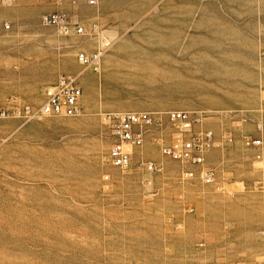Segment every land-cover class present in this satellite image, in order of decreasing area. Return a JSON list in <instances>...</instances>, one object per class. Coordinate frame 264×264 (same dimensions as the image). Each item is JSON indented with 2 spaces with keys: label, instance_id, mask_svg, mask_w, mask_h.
<instances>
[{
  "label": "rangeland",
  "instance_id": "374dc122",
  "mask_svg": "<svg viewBox=\"0 0 264 264\" xmlns=\"http://www.w3.org/2000/svg\"><path fill=\"white\" fill-rule=\"evenodd\" d=\"M63 74L82 114L31 117ZM0 109V264H264V0H0ZM174 109L214 132V183L162 154ZM128 111L161 125L120 169L104 116Z\"/></svg>",
  "mask_w": 264,
  "mask_h": 264
},
{
  "label": "built area",
  "instance_id": "2783aa9c",
  "mask_svg": "<svg viewBox=\"0 0 264 264\" xmlns=\"http://www.w3.org/2000/svg\"><path fill=\"white\" fill-rule=\"evenodd\" d=\"M89 3L95 5L98 0H89ZM43 22L46 25L55 26L66 35L85 33L83 26H73L63 14L45 16ZM109 44V40L105 41L91 54L84 51L79 52L77 54L78 62L99 73L104 48ZM82 96L83 91L79 85L78 77L73 74H63L55 83L45 88L43 103L39 109L32 112L31 117L40 114L46 116H79L83 112ZM26 112L30 113L31 110L27 108ZM166 115L175 131V136L171 143L161 145L162 154L184 165L186 176L198 177L207 184L214 183L215 170L204 166L205 154L214 142V132L210 128L196 126L201 124L202 115L195 112L174 109L166 112ZM9 116L10 112L0 109V118H8ZM104 120L108 124L113 138L107 159L113 166L120 169H128L131 166L135 148L142 147L148 132L161 125L160 121L152 117L148 111L107 112ZM243 143L247 147L258 149L256 157L262 156L261 138L254 139L247 136L243 139ZM187 166L198 167V169L187 168ZM146 168L151 172L158 170L152 162L146 163Z\"/></svg>",
  "mask_w": 264,
  "mask_h": 264
},
{
  "label": "bare ground",
  "instance_id": "6f19581e",
  "mask_svg": "<svg viewBox=\"0 0 264 264\" xmlns=\"http://www.w3.org/2000/svg\"><path fill=\"white\" fill-rule=\"evenodd\" d=\"M26 221H27V219H26ZM33 222H35L36 223V221H34V220H32ZM20 241V240H19ZM28 254V253H27Z\"/></svg>",
  "mask_w": 264,
  "mask_h": 264
}]
</instances>
